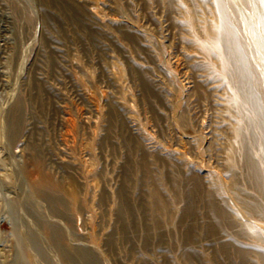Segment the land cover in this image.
I'll return each mask as SVG.
<instances>
[{"label": "rangeland", "instance_id": "374dc122", "mask_svg": "<svg viewBox=\"0 0 264 264\" xmlns=\"http://www.w3.org/2000/svg\"><path fill=\"white\" fill-rule=\"evenodd\" d=\"M178 24L154 0H0V151L14 155L0 182L22 185L2 210L8 260L230 264L220 243L256 245L226 230L207 236L204 207L190 215L189 201L174 199L177 177L188 192L190 176L209 190L202 176L223 174L197 149L217 116L185 101L196 74ZM51 183L55 206L41 190ZM25 196L34 203L26 217L15 210ZM35 218L40 230L25 238Z\"/></svg>", "mask_w": 264, "mask_h": 264}, {"label": "bare ground", "instance_id": "6f19581e", "mask_svg": "<svg viewBox=\"0 0 264 264\" xmlns=\"http://www.w3.org/2000/svg\"><path fill=\"white\" fill-rule=\"evenodd\" d=\"M154 3L178 20L188 37L186 60L196 76L185 101L187 105L193 101L201 103L217 116L215 124L203 126V131L208 129L201 136L206 142L197 149L207 157L210 155L207 161L214 159L220 163L223 171L220 178L212 172L202 176L207 177L209 190H204L200 179L193 175L189 179L192 188L185 192L177 177L174 199L186 198L189 201L186 212L190 215L194 207H204L206 216L212 219L204 225L207 236L226 230L232 239L256 243L249 247H234L233 240L220 243L216 253L227 257L230 264H254L253 255L259 264H264V2L154 0ZM188 79L192 77L184 78ZM0 154L3 158L0 165L14 157L10 150H2ZM26 156L30 165L41 167L36 151ZM205 161H201V166ZM42 186L50 202L57 205L58 185ZM17 189H22V185L0 182V264H21V261L8 260L5 249L9 239L1 232L8 225L6 218L2 220L7 194L16 193ZM151 196L153 209L165 215L168 209L164 200L155 191ZM16 203L15 210L18 207L24 217L33 209L34 203L30 204L26 196ZM37 219L34 227L26 230L25 238H36V231L40 230Z\"/></svg>", "mask_w": 264, "mask_h": 264}, {"label": "snow or ice", "instance_id": "6c2138e0", "mask_svg": "<svg viewBox=\"0 0 264 264\" xmlns=\"http://www.w3.org/2000/svg\"><path fill=\"white\" fill-rule=\"evenodd\" d=\"M262 2H264V0H262Z\"/></svg>", "mask_w": 264, "mask_h": 264}]
</instances>
